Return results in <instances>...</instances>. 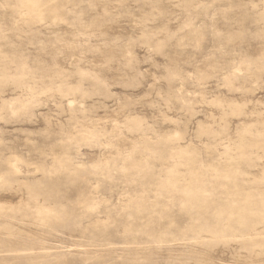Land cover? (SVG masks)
Wrapping results in <instances>:
<instances>
[{
	"label": "rangeland",
	"instance_id": "1",
	"mask_svg": "<svg viewBox=\"0 0 264 264\" xmlns=\"http://www.w3.org/2000/svg\"><path fill=\"white\" fill-rule=\"evenodd\" d=\"M0 264H264V0H0Z\"/></svg>",
	"mask_w": 264,
	"mask_h": 264
}]
</instances>
